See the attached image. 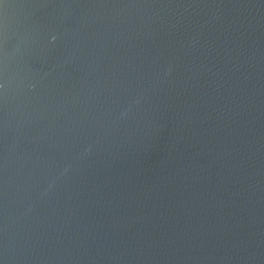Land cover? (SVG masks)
I'll return each mask as SVG.
<instances>
[{
	"label": "water",
	"instance_id": "95a60500",
	"mask_svg": "<svg viewBox=\"0 0 264 264\" xmlns=\"http://www.w3.org/2000/svg\"><path fill=\"white\" fill-rule=\"evenodd\" d=\"M0 264H264V0H0Z\"/></svg>",
	"mask_w": 264,
	"mask_h": 264
}]
</instances>
